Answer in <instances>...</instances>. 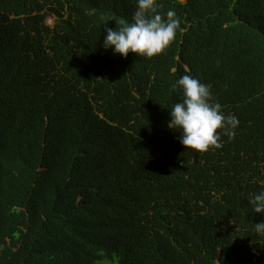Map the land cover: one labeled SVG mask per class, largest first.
Segmentation results:
<instances>
[{
    "label": "trees",
    "instance_id": "trees-1",
    "mask_svg": "<svg viewBox=\"0 0 264 264\" xmlns=\"http://www.w3.org/2000/svg\"><path fill=\"white\" fill-rule=\"evenodd\" d=\"M160 3L186 31L147 58L102 46L136 0H0V264H264V0ZM185 74L220 149L168 127Z\"/></svg>",
    "mask_w": 264,
    "mask_h": 264
},
{
    "label": "clouds",
    "instance_id": "clouds-1",
    "mask_svg": "<svg viewBox=\"0 0 264 264\" xmlns=\"http://www.w3.org/2000/svg\"><path fill=\"white\" fill-rule=\"evenodd\" d=\"M161 7L160 0H136L131 21L123 22L119 28L103 24L106 34L102 46L121 57L129 53L147 58L162 54L186 28L181 27L174 9L164 13ZM173 87L181 90L182 99L171 107L168 127L179 133L178 139L185 149L201 153L211 148L220 149L223 147L222 134L235 137L239 118L235 114H225L220 102L213 99L210 85L185 74ZM249 204L254 213H264V190L250 194ZM255 229L264 233V220L255 223Z\"/></svg>",
    "mask_w": 264,
    "mask_h": 264
},
{
    "label": "rangeland",
    "instance_id": "rangeland-1",
    "mask_svg": "<svg viewBox=\"0 0 264 264\" xmlns=\"http://www.w3.org/2000/svg\"><path fill=\"white\" fill-rule=\"evenodd\" d=\"M180 1L184 2L185 0H180ZM46 23H47L46 24L47 26L52 27L54 24V17L48 18ZM96 264H116V262L115 261H109L106 258H102L101 260L97 261Z\"/></svg>",
    "mask_w": 264,
    "mask_h": 264
}]
</instances>
